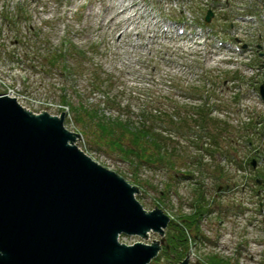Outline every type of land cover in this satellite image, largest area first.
<instances>
[{
  "label": "rangeland",
  "instance_id": "rangeland-1",
  "mask_svg": "<svg viewBox=\"0 0 264 264\" xmlns=\"http://www.w3.org/2000/svg\"><path fill=\"white\" fill-rule=\"evenodd\" d=\"M213 1L0 0L4 15H11L12 19L16 14L27 17L19 26L33 47L32 52L24 42L17 47L22 57L27 55L25 63L12 58L8 53L13 51L11 47H0L1 83L14 82L23 94V105L35 112L55 114L65 95L71 107H78L79 114L71 108L64 121L68 129L80 131L78 147L136 186L140 190L136 198L144 208H161L170 217L169 224L173 223L171 229L177 230L174 235L179 233L181 237L196 232L208 237L222 233L223 226L218 222L223 218L218 217L217 211L221 205L234 200L241 210L255 209L256 201L264 194H255L264 190V185L255 183L264 178V167L253 172L247 165L254 150L259 149L264 157V100L257 95L264 87V0ZM122 7L126 10L119 12ZM210 8L214 16L206 23L204 16ZM253 8L257 10L253 13L257 23L238 18L239 14H251L253 11L248 10ZM167 20L185 21L194 30L207 24L211 32L203 44V36L193 41L164 33ZM230 38L241 47L246 46L241 53L213 45L216 40ZM59 51L66 56L65 71L62 62L48 66L49 55ZM31 60H35V67H28ZM198 106L208 114L203 128L195 126L193 117H187ZM177 107L186 111L183 115L187 124H181L182 132H176L169 140L172 168L162 162L155 169L141 166L134 174L132 165L90 145L98 120L94 110L100 117H130L136 124L142 117L159 115L156 110L172 115L174 123H178ZM81 120L89 124L88 130ZM157 126L175 131L162 119ZM237 157L247 161L246 170L238 168ZM256 161L261 162V156ZM245 185L248 189L243 190ZM219 186L224 192L229 186L230 192L226 193L232 189L238 192L227 196L217 191ZM240 217L223 223L226 233L221 243L232 247L233 239L241 237L249 241L250 252H245L248 259L244 253L238 263L264 264L262 216L246 212ZM249 218L255 220L253 227L247 225ZM155 239L160 236L151 233L146 241L126 235L119 240L132 244ZM162 250L163 246L160 257L149 264H172L169 253ZM212 251L210 262L215 263L216 251ZM229 252L221 254L228 258ZM200 256L195 250L192 260L202 259Z\"/></svg>",
  "mask_w": 264,
  "mask_h": 264
},
{
  "label": "water",
  "instance_id": "water-1",
  "mask_svg": "<svg viewBox=\"0 0 264 264\" xmlns=\"http://www.w3.org/2000/svg\"><path fill=\"white\" fill-rule=\"evenodd\" d=\"M64 118L0 95V264H149L168 247L170 217L80 149ZM151 233L160 239L118 240Z\"/></svg>",
  "mask_w": 264,
  "mask_h": 264
},
{
  "label": "trees",
  "instance_id": "trees-1",
  "mask_svg": "<svg viewBox=\"0 0 264 264\" xmlns=\"http://www.w3.org/2000/svg\"><path fill=\"white\" fill-rule=\"evenodd\" d=\"M65 58L66 56L60 53V51L58 53L50 54L48 57V66L55 67L57 64L62 62L63 64L61 65V68L65 71L68 68L63 61ZM98 80L100 79L98 78ZM61 101L66 103L70 109L72 108L76 114H79L78 107H71L69 102L66 100L65 95L61 97ZM111 102H113L112 97ZM79 106L82 105L80 104ZM202 108L203 107L198 106L195 108V113L187 114L188 118L193 117V122H195V126L198 128L204 127L203 125L206 120L205 116H208V114L203 112L205 110ZM173 110L175 111V109ZM183 110L184 109L181 107L176 108L175 115L179 120L178 123H174L172 115L155 110V112L159 115H148L142 117L137 124L133 123L130 117L128 119L120 116L100 117L98 116V112L94 110V115L98 120L95 121L94 127L96 128H94L95 131L91 135L90 145L97 150L116 156L119 161L127 163L129 166L132 165V170L135 172L134 174H136V170H139V167L141 166L153 168L158 165L160 166V163L162 162H167L166 164H169L171 167L173 163L171 162L169 155L171 143L169 140L172 139L171 136H174L173 134L176 132L179 134L182 132L183 125L181 124H187V118L183 115L186 111ZM161 119L165 120V123L168 122V125H172L175 131H165L160 129L157 126V122L161 121ZM81 123L84 125L85 130H88L87 125L89 124L82 120ZM168 132L170 134L166 135ZM184 176L187 175L185 174ZM183 221L186 225H188L184 219H181V222L184 224ZM172 224L173 223H170L167 229L166 234L168 237L177 231L175 229H171L170 225L172 226ZM182 227L185 229V226ZM212 260L213 259H211V261Z\"/></svg>",
  "mask_w": 264,
  "mask_h": 264
},
{
  "label": "flooded vegetation",
  "instance_id": "flooded-vegetation-1",
  "mask_svg": "<svg viewBox=\"0 0 264 264\" xmlns=\"http://www.w3.org/2000/svg\"><path fill=\"white\" fill-rule=\"evenodd\" d=\"M248 145H251V143H249ZM251 148V146H249ZM252 158L250 161H244L245 163L247 162L248 167L252 169L253 172H256L259 168H263L264 167V157L262 156L261 152L259 149L254 150L253 154H252ZM261 156V162L259 161V163L257 164V158ZM237 161V165L238 168L240 170H246L247 167H245L244 162L241 161L240 157L236 158ZM262 172L264 173V171L262 170ZM264 178L262 179V181H260L259 179L255 180V183L257 185H264ZM248 185H245L243 187V190L248 189L247 188ZM227 187V191L224 192V188L222 186H219L217 191L219 193L225 194V195H231V194H235L236 192H238L235 189H232L231 193H226V192H230L229 186ZM249 190H252V188H249ZM260 193H264L263 191H256V195L259 196ZM229 199H227L228 201ZM253 203V201H250ZM224 203V202H223ZM222 209L217 210L218 211V217L219 218H223L222 220H219L218 224L219 226H223V230L224 229V225L226 223H228V218L234 219L237 217H240L241 214H245L246 212H252V214H256V215H260L262 216V225H264V194L262 195V199L256 201L255 206H257L255 209L254 208H246L241 210L239 204L236 205L234 200H230L228 202H226L225 204L221 205ZM221 206H219L221 208ZM220 211V212H219ZM222 213V214H220ZM202 214V213H201ZM254 217V216H253ZM241 218V217H240ZM225 219V220H224ZM255 220L253 218H249L247 220V225L249 227H253L254 226V222ZM226 222V223H225ZM230 222V221H229ZM224 223V225H223ZM233 228H236L233 226ZM222 233H217L214 234L212 237H208L206 235H203L201 233H190L189 236H185V237H181L182 235L177 233V234H172L169 237L166 234V240H165V245L167 244L168 247L166 248V246L163 245V250L162 252L164 253H169L171 259L169 260L170 263L172 264H179L183 259H187L186 260V264H239L238 261L241 258L242 255H244V253H249V247H248V243L249 241H245L244 239H241V237H236L235 239H233V246L230 247V244H224L223 242L221 243V239L224 237L226 231H223ZM230 235V234H229ZM208 248H212V250L215 249L216 252H214L215 254V263H211V258L210 256L212 255L210 252H213L212 250H208ZM197 251L199 254H201L202 256H200L202 259H193L192 260V256L194 254V251ZM229 250H231L229 252ZM227 251L229 252L228 254L229 257H223V255L221 254L222 252ZM161 252V253H162ZM245 253V254H246ZM160 256V255H159ZM245 257H247V254L245 255ZM248 259V257H247ZM251 260V258H250ZM156 261V259L154 260Z\"/></svg>",
  "mask_w": 264,
  "mask_h": 264
},
{
  "label": "built area",
  "instance_id": "built-area-1",
  "mask_svg": "<svg viewBox=\"0 0 264 264\" xmlns=\"http://www.w3.org/2000/svg\"><path fill=\"white\" fill-rule=\"evenodd\" d=\"M12 20L13 19L11 15H4L2 11L0 12V47L1 48L11 47L10 48L11 50L14 47L13 45V42L15 41L14 39L18 37L21 42H24V45L28 46V48L30 49L29 51H31L33 47H31L30 43L27 42V39L25 35L23 34V32L21 31L20 26H19L20 33L18 34V36L15 33V31L12 30L11 25H10ZM39 22L41 24L42 21L40 20ZM23 29L25 30V33H29V36H30V31L28 30V28L23 26ZM32 40H33V37H32ZM12 53L14 54L15 58L21 59L22 62H26L28 59L27 55H24V57H22V55H20V53L18 52H12ZM26 77L27 75H25L23 78H26ZM0 89H1L0 93H4L8 95L9 97L15 98L21 105H23L22 103L24 101V97L22 96L23 94L20 92V90L16 89V87L14 86V82L13 83H10V82L1 83L0 81ZM56 110H57L56 113H58L60 110L68 111V107L59 103L57 105Z\"/></svg>",
  "mask_w": 264,
  "mask_h": 264
},
{
  "label": "bare ground",
  "instance_id": "bare-ground-1",
  "mask_svg": "<svg viewBox=\"0 0 264 264\" xmlns=\"http://www.w3.org/2000/svg\"><path fill=\"white\" fill-rule=\"evenodd\" d=\"M126 10V8H124V7H122V9L119 11V12H123V11H125ZM120 239V237L118 238V240ZM120 241V240H119Z\"/></svg>",
  "mask_w": 264,
  "mask_h": 264
}]
</instances>
